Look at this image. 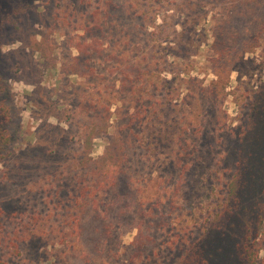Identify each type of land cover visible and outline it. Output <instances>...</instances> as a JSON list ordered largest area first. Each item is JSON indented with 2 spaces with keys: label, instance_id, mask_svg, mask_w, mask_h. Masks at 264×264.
<instances>
[{
  "label": "rangeland",
  "instance_id": "rangeland-1",
  "mask_svg": "<svg viewBox=\"0 0 264 264\" xmlns=\"http://www.w3.org/2000/svg\"><path fill=\"white\" fill-rule=\"evenodd\" d=\"M139 72L140 91L127 85ZM164 78L175 99L159 141ZM263 85L264 0H0V257L176 264L174 242L227 195ZM87 125L92 158L123 138L132 153L84 198ZM258 239L264 264V225Z\"/></svg>",
  "mask_w": 264,
  "mask_h": 264
},
{
  "label": "trees",
  "instance_id": "trees-1",
  "mask_svg": "<svg viewBox=\"0 0 264 264\" xmlns=\"http://www.w3.org/2000/svg\"><path fill=\"white\" fill-rule=\"evenodd\" d=\"M140 81L139 72L137 79L132 81L131 85H127L129 88L136 86L140 91L143 88L142 84L138 85ZM142 83L146 84L144 81ZM169 83L164 78L161 85L153 84V89L159 90L163 87L164 91V96L154 101L153 106L156 108L150 114L151 120L154 122L158 120L162 124L161 132L157 136L159 141L165 140L163 131L166 135L169 131L167 122L170 120L165 109L174 106L175 98L172 96L174 88H168ZM139 96L145 98L142 93ZM6 110V106H0V127L10 121ZM110 114L109 109L108 116L97 115L104 124L100 129L105 134L109 133ZM141 117L142 114L137 118L142 119ZM97 125L94 124V130ZM91 130L92 127L87 125L85 151L77 161L85 170L77 183L80 196L84 198L90 197L99 182H102V187L105 185L107 187L109 179L114 177L112 165H118L117 171H119L132 153L131 142L123 138L118 143L109 142L105 155L92 158L89 155L92 149V134H89ZM1 136L4 138V144H7L10 138L6 132ZM145 141L142 145L148 149L150 139ZM0 143L2 145L1 140ZM238 143L234 147L236 169L226 184L227 195L219 200L221 203L217 207L213 206L207 210L203 221L197 222L198 226L194 228L193 225L189 226L187 231L174 242L182 252L176 264H260L258 238L264 225V85L258 90ZM5 149L6 146H0V157L5 156L2 154ZM109 161L111 165L107 164ZM194 187L199 186L195 184ZM3 215L0 203V243L4 231ZM122 216L121 212L119 217ZM21 235L26 236L27 231L22 230ZM0 264L7 262L0 257Z\"/></svg>",
  "mask_w": 264,
  "mask_h": 264
}]
</instances>
